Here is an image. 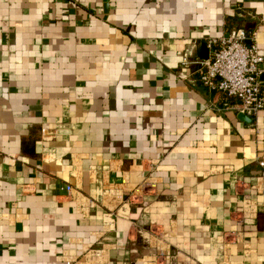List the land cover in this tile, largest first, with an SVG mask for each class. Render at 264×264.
I'll list each match as a JSON object with an SVG mask.
<instances>
[{
  "label": "crops",
  "instance_id": "0c3cea01",
  "mask_svg": "<svg viewBox=\"0 0 264 264\" xmlns=\"http://www.w3.org/2000/svg\"><path fill=\"white\" fill-rule=\"evenodd\" d=\"M234 28L264 0H0V264H264V110L200 80Z\"/></svg>",
  "mask_w": 264,
  "mask_h": 264
},
{
  "label": "built area",
  "instance_id": "2783aa9c",
  "mask_svg": "<svg viewBox=\"0 0 264 264\" xmlns=\"http://www.w3.org/2000/svg\"><path fill=\"white\" fill-rule=\"evenodd\" d=\"M209 48V60L198 63L203 85L221 92L227 100L239 101V110L246 115L253 116L263 111L261 65L264 63V51L256 43V33L234 28L226 36L212 39ZM184 64H190L187 56Z\"/></svg>",
  "mask_w": 264,
  "mask_h": 264
},
{
  "label": "water",
  "instance_id": "95a60500",
  "mask_svg": "<svg viewBox=\"0 0 264 264\" xmlns=\"http://www.w3.org/2000/svg\"><path fill=\"white\" fill-rule=\"evenodd\" d=\"M105 1L107 2L108 0H105ZM206 61H208V59H206ZM261 81H263L262 77H261ZM242 114H244V113H242ZM244 115H246V114H244Z\"/></svg>",
  "mask_w": 264,
  "mask_h": 264
}]
</instances>
